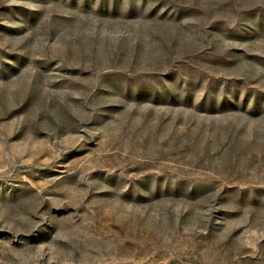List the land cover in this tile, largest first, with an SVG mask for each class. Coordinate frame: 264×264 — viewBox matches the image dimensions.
Returning a JSON list of instances; mask_svg holds the SVG:
<instances>
[{
  "label": "rangeland",
  "instance_id": "374dc122",
  "mask_svg": "<svg viewBox=\"0 0 264 264\" xmlns=\"http://www.w3.org/2000/svg\"><path fill=\"white\" fill-rule=\"evenodd\" d=\"M0 264H264V0H0Z\"/></svg>",
  "mask_w": 264,
  "mask_h": 264
}]
</instances>
